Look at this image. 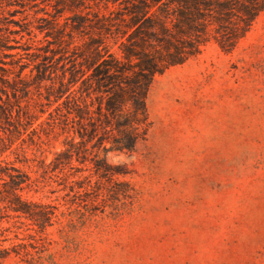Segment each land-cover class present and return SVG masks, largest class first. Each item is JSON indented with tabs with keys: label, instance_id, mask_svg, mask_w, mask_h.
<instances>
[{
	"label": "rangeland",
	"instance_id": "obj_1",
	"mask_svg": "<svg viewBox=\"0 0 264 264\" xmlns=\"http://www.w3.org/2000/svg\"><path fill=\"white\" fill-rule=\"evenodd\" d=\"M216 1L202 0L196 19L207 40L153 76L147 136L133 151L108 152L127 172L99 179L92 141L87 161L50 167L76 136L69 76L78 75L71 89L79 94L94 56L102 65L121 60L131 80L138 59L123 48L194 41L177 32V0H0V162L31 174L25 197L64 213L38 233L45 245L35 259L22 247L2 264H264V10L236 38L229 27L244 22L235 14L219 22ZM107 97L87 96L93 121ZM74 179L96 186L77 197ZM115 181H129L134 198L105 193ZM24 220L21 236L30 231ZM12 240L27 242L5 245Z\"/></svg>",
	"mask_w": 264,
	"mask_h": 264
},
{
	"label": "trees",
	"instance_id": "obj_2",
	"mask_svg": "<svg viewBox=\"0 0 264 264\" xmlns=\"http://www.w3.org/2000/svg\"><path fill=\"white\" fill-rule=\"evenodd\" d=\"M159 1L153 0L154 3ZM177 4L181 12L179 22L175 24L178 28L177 32L190 35L194 41L188 43L183 40L177 43L171 38H166L163 49L152 52H136L131 47L123 48L124 56L127 59L134 57L138 59L136 61L137 71L131 80L126 79V70L121 65V60L106 61L102 65L101 63L97 64L93 56L86 61L88 69H93V72L90 73L91 79H83L82 84L78 87L79 94L74 92L77 91L76 88L71 89L79 80L78 75L72 71L68 80L70 86L66 90L72 94L70 100L73 99V102L68 106V110L74 114V119L78 122L75 132L80 139L77 140L75 136L66 142L61 151L56 152L50 166L52 170L65 169L74 159L79 162L90 159L87 155V150H89L87 141H92L94 149L91 160L94 163L93 167L97 178L110 179L117 174L127 172L110 163L107 154L109 151H133L137 143L147 136L151 125L147 94L153 76L172 65L184 62L195 54L196 49L193 48L207 40L199 38L200 30L203 32L206 29H201L196 25L202 0H177ZM216 7L219 22L229 20L234 14L239 17L240 22H244L241 29L237 26L229 27L230 35L237 38L249 30L257 16L264 10V0H218ZM136 21L137 19L134 18L133 22ZM162 29L167 32L164 25H162ZM232 46L233 43L227 48ZM196 48L198 49V47ZM64 84L63 90L67 86V83ZM62 89L59 93L67 92ZM93 93H97L99 96L108 94L105 101L101 99L100 116L96 117L97 119L94 121L92 120L94 118L93 109L87 101V96H92ZM87 123H90L91 127L86 126ZM109 128L118 132L108 137L106 133ZM2 143L4 146L3 139ZM8 148L9 146L2 150L5 151ZM101 150L104 151L103 155H101ZM32 181L31 174L21 165L9 161H6L5 164L0 162V264L12 256L13 252L21 254L22 247L28 255L35 259L40 254L37 249L39 245L42 243L45 245L43 240L40 241L43 238H39L38 233L44 232L49 225L53 224L56 217L64 214L63 211L59 213L58 204L34 201L24 196L23 191L32 184ZM72 182L74 186H70V191L77 194V197L84 194L85 191L90 192L96 186L91 180L81 183L74 179ZM130 185L129 181H115L107 184L104 192L112 197L123 195L126 199H133L135 194ZM100 189L102 188L100 187ZM72 202L74 204L76 201L66 199L65 203L69 207ZM23 218L28 225L27 230L30 231L21 236V227L18 225V221ZM5 222L9 224L7 225ZM10 233H14L15 236H10ZM12 238L27 239V242L12 240L10 245H5L4 242Z\"/></svg>",
	"mask_w": 264,
	"mask_h": 264
}]
</instances>
